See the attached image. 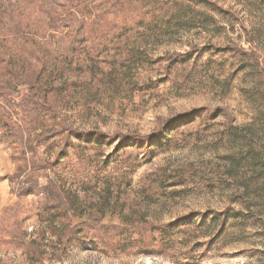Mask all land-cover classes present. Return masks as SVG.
<instances>
[{"label": "rangeland", "instance_id": "374dc122", "mask_svg": "<svg viewBox=\"0 0 264 264\" xmlns=\"http://www.w3.org/2000/svg\"><path fill=\"white\" fill-rule=\"evenodd\" d=\"M30 1L0 0V18L10 9L5 19L27 23ZM85 1L96 55L85 58L83 42L65 61L69 38L58 45L36 17L26 46L0 24L13 70L63 67L41 83L78 131L149 136L195 116L121 157L117 141L87 146L59 134V117L17 109L20 130L41 136L39 188L51 181L71 206L58 216L44 194L17 196L18 163L0 129V236L29 248L0 245V264H264V0ZM7 74L0 59V80ZM42 127H55L51 138ZM170 225L180 233L163 244L158 229ZM68 229L76 236L60 241Z\"/></svg>", "mask_w": 264, "mask_h": 264}, {"label": "trees", "instance_id": "16d2710c", "mask_svg": "<svg viewBox=\"0 0 264 264\" xmlns=\"http://www.w3.org/2000/svg\"><path fill=\"white\" fill-rule=\"evenodd\" d=\"M54 1V3L45 0H31L28 2L29 7H26V9H29L28 19L26 20L27 23L21 21L22 19L17 22L13 21L11 17L10 19H5L9 17H6L4 14L11 12L13 14L14 12L13 10L5 9L0 18V24H10L13 29L9 30L10 37L9 35H5L4 38H12L17 44L26 46L27 43L21 41V39L26 35L25 30L32 27L31 22L38 17L47 22L48 31L52 34V37L55 38L58 45L63 39L69 38L68 46L66 49L62 48V51L60 52L65 61L72 63L76 60L75 54L78 51V47L83 42L88 45V49L84 51L85 58L96 55V39L91 33L92 23L90 21L94 15V9L92 6L89 3H86L85 0ZM178 58L179 55H176L170 59L172 61ZM0 59L1 61H7L8 68V74L5 78L6 80H0V129L2 139H4L12 149L13 159L16 164L18 163L16 174L14 176L15 179L19 180L17 196L22 199L23 197L32 196L33 194H36L37 196L44 194L43 201L45 207L57 213L58 216L62 214H64V216L69 215L71 200H69L67 196L65 197L62 191L51 181L46 182L43 188H39V182L34 175V167L39 166L38 171L41 169H47L45 166V160L38 162L35 159L37 151L41 146V141L39 140L41 136L37 133V128L34 129V135H31V133L25 135V133L20 130L19 125L14 121V112L17 109H21L25 113H28L30 117H34L36 114H41L42 112L49 115V118L57 119L59 117V134H66V137L68 138L72 134L80 135L78 138L81 139V141H84V143H87V146L96 142L98 146L101 147V144L103 143L111 144L117 141L118 146L115 147L114 151L121 157L124 156V150L127 148L138 146V142L140 147L145 143L153 142L154 140L159 139L162 134L166 133L175 123L182 120H188L195 116V111L180 114L179 116L163 123L162 127H159L149 136H141L138 134L124 135L121 133L106 135L98 130H93L91 132L84 130L78 131L73 129V127L67 123L66 115H64L50 99L49 92L51 89L49 91V88L41 83V79H55L53 77L60 75L64 69L63 67L59 69L58 64L55 65V68L53 67V70L50 72L49 69H46L45 67L32 73H17L11 66L10 57H7L0 52ZM39 62H42V65L44 64L43 60ZM262 78L263 79L261 80L264 82V76ZM42 128L46 130L49 138H51V130L55 127H50V129L49 127H47V129L46 127ZM27 170H31V172L24 176V173H26ZM207 215L208 213H205L203 217H206ZM189 218L190 216L185 217L182 220H187ZM142 226L146 229L151 228L152 230L156 228V225L148 226L147 224H142ZM158 230L162 243L170 244L173 243L175 236L180 233L181 227L170 225L167 229L159 228ZM74 236H76V234L68 229L63 237H60V241L66 238V242L68 243V241ZM0 245H11L15 248L24 249L27 252L29 249L28 246L24 245L21 236H13L11 237V240L8 239L6 241L0 236ZM61 245L62 244H60L58 248H60Z\"/></svg>", "mask_w": 264, "mask_h": 264}]
</instances>
